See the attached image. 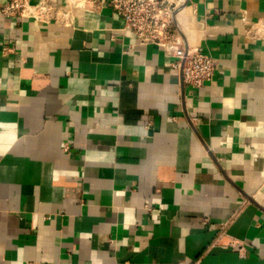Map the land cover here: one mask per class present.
I'll return each mask as SVG.
<instances>
[{"label":"crops","instance_id":"0c3cea01","mask_svg":"<svg viewBox=\"0 0 264 264\" xmlns=\"http://www.w3.org/2000/svg\"><path fill=\"white\" fill-rule=\"evenodd\" d=\"M30 2L0 0V264H264V0L179 11L199 90L106 0Z\"/></svg>","mask_w":264,"mask_h":264},{"label":"built area","instance_id":"2783aa9c","mask_svg":"<svg viewBox=\"0 0 264 264\" xmlns=\"http://www.w3.org/2000/svg\"><path fill=\"white\" fill-rule=\"evenodd\" d=\"M189 1L106 0V3L123 21L124 31H130L141 45H157L171 59L168 67L178 73L181 83L199 90L212 80L216 61L202 49L185 45L177 16ZM51 10L42 4H31L30 0H4L1 13L12 19L23 17L43 22Z\"/></svg>","mask_w":264,"mask_h":264}]
</instances>
